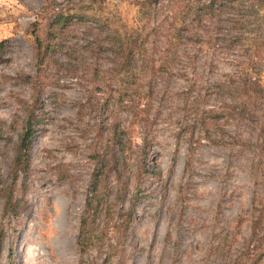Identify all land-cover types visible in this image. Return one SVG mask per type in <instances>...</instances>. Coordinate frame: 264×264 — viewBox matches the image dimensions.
Returning <instances> with one entry per match:
<instances>
[{
    "label": "rangeland",
    "instance_id": "rangeland-1",
    "mask_svg": "<svg viewBox=\"0 0 264 264\" xmlns=\"http://www.w3.org/2000/svg\"><path fill=\"white\" fill-rule=\"evenodd\" d=\"M140 1L0 0V120H19L36 91L47 115L11 192L16 216L0 192V264H264V105L226 88L264 85V0H222L210 15L207 0ZM59 12L97 24L50 31ZM108 28L131 47L124 58ZM35 35L53 45L39 65ZM2 132L6 187L14 132ZM109 139L120 144L105 208L78 253Z\"/></svg>",
    "mask_w": 264,
    "mask_h": 264
},
{
    "label": "trees",
    "instance_id": "trees-1",
    "mask_svg": "<svg viewBox=\"0 0 264 264\" xmlns=\"http://www.w3.org/2000/svg\"><path fill=\"white\" fill-rule=\"evenodd\" d=\"M143 4L146 6H150L153 1L152 0H142ZM142 1H140L142 3ZM215 1V2H214ZM222 0H207L206 3L202 4V9L206 15H210V13L218 10L219 2ZM217 3V4H215ZM225 6L221 4V7ZM195 16H198L196 13ZM82 21L83 23L88 25V22H92L96 25L95 17H87L78 13L66 14L63 12H59L56 16L51 20L48 25L49 30L51 31L55 26H58L63 31L65 26L73 25ZM96 23V24H95ZM110 35L108 39L111 43L110 48L118 55L119 58H124V52L131 53V47L124 49V43L127 45V41L124 40L118 31L108 28ZM35 42V59L37 65L41 63L46 57L52 53L53 45L47 41L44 45L39 40L37 35L34 36ZM131 46V45H130ZM127 55V53H126ZM128 54L127 56H129ZM126 58V57H125ZM245 68L240 69L239 73L245 72ZM247 83H239V85H233L232 88L226 87L227 91L229 89H236L240 93L239 95L244 98L242 101L245 103H253L257 102L258 104L264 105V85L259 83V81L247 78ZM225 92V88L223 89ZM30 102L25 104L22 108L23 115L19 120L12 119L8 123L0 120V137L2 135L3 126L7 129L14 132V139L12 145V156L8 164L7 176L10 179L9 185L6 187H0V192L3 190L5 192L2 204V215L10 214L12 216H16L18 214L20 206L23 204V199L21 197H12L11 192L13 191V187L15 186L17 180L20 178L21 181L26 178L27 172L30 168V162L28 157V148L33 140V137L44 127V124L47 121V115L42 110V103L40 100V91H36L32 96H30ZM246 99V100H245ZM260 100V101H259ZM41 106V107H40ZM120 144V140L112 141L109 139L106 147L100 152L96 154L97 158V170L91 176L85 199L83 209L80 213L79 225H78V233L75 240V247L78 253L83 252L87 249L88 245L93 241L92 237V228L93 222L95 220V216L98 212L105 208V203L103 201L104 197V181L108 178L109 172L114 169L116 166V161L111 159V151L113 150V146ZM107 191V189H106ZM121 217V218H120ZM117 217L119 219V223L117 224L118 229H122L125 227L127 219L123 217V214ZM97 240V239H96Z\"/></svg>",
    "mask_w": 264,
    "mask_h": 264
}]
</instances>
